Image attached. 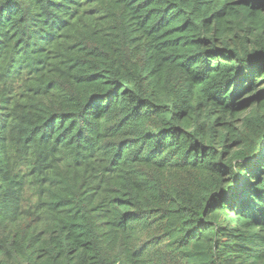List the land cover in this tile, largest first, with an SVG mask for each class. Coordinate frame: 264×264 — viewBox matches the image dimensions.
<instances>
[{"label": "trees", "instance_id": "16d2710c", "mask_svg": "<svg viewBox=\"0 0 264 264\" xmlns=\"http://www.w3.org/2000/svg\"><path fill=\"white\" fill-rule=\"evenodd\" d=\"M0 264H264V0H0Z\"/></svg>", "mask_w": 264, "mask_h": 264}]
</instances>
